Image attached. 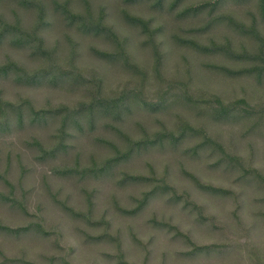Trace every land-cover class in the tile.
<instances>
[{"label":"rangeland","instance_id":"374dc122","mask_svg":"<svg viewBox=\"0 0 264 264\" xmlns=\"http://www.w3.org/2000/svg\"><path fill=\"white\" fill-rule=\"evenodd\" d=\"M19 1L0 264H264V0Z\"/></svg>","mask_w":264,"mask_h":264},{"label":"trees","instance_id":"16d2710c","mask_svg":"<svg viewBox=\"0 0 264 264\" xmlns=\"http://www.w3.org/2000/svg\"><path fill=\"white\" fill-rule=\"evenodd\" d=\"M127 1H133V0H127ZM33 2L35 1L34 0H20L17 3L24 8H31L30 6H35ZM53 5H54L55 11L59 12L63 16V19L69 25H72V26L76 25L77 29L80 30L81 32H87V33L93 32L95 34L109 32L106 28L100 26L98 22L94 21L89 14H85V15L73 14L68 9L66 3L61 4V3L54 2ZM37 7L38 6H36L35 8ZM41 18L42 17H39V19ZM124 18L130 21L131 23H134L140 26H145L142 20L132 18L127 14H124ZM5 37L9 39L10 44H14V45H22L24 41H27L23 39V34L22 32L19 31V28H17L16 25H14L11 22H8L4 16L0 15V41L3 40ZM202 49L206 50V48H202ZM99 54L102 56L106 55L104 53H99ZM11 70L19 71L18 67L13 63H8L6 65L0 66V75L7 76ZM33 79L29 82H34ZM20 80L21 79H17V81H20ZM204 189L220 192V190L211 188V187H204ZM0 229H2V227H0ZM7 231L14 232L9 229H7Z\"/></svg>","mask_w":264,"mask_h":264}]
</instances>
